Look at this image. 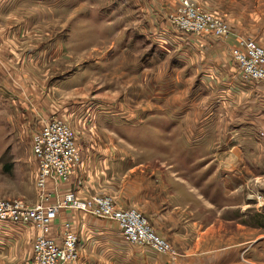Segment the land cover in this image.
I'll return each instance as SVG.
<instances>
[{"label":"rangeland","instance_id":"374dc122","mask_svg":"<svg viewBox=\"0 0 264 264\" xmlns=\"http://www.w3.org/2000/svg\"><path fill=\"white\" fill-rule=\"evenodd\" d=\"M2 1L0 20L5 22V31L0 34V42L5 43L3 52L7 56L4 59L3 54L0 55V68L10 87L25 92L24 100L29 108L21 107L23 102H14L15 98L2 97L0 101V199L22 200L27 205L36 203L39 194L35 185L37 162L31 138L39 123L56 117L71 126L75 139L80 131H75L73 125L80 121L85 124L86 134H95L91 137L126 138L133 144L140 159L146 161L144 172L156 180V192L160 197L172 192L169 203L178 206L174 214L187 215L182 221L183 225L185 222L193 226L190 240L195 241L201 230L214 224H222L225 231L219 246L243 238V235L230 236L234 230L230 225L244 220V209L236 214L235 221H229V217L234 216L233 211L226 209L218 213L205 205L203 208L193 204L204 200L221 205L238 202L243 205L246 195H227L228 182L224 180L225 189L217 173L213 174L215 162L209 163L207 158L200 160L204 150L200 138L194 133L187 135L188 117L175 110L170 113V108L180 106V100L176 103L164 98L165 79L173 83L172 74H166L167 69L175 65L165 56L166 50L161 44L166 46L169 42L166 32L175 30L165 16L175 8L176 0ZM155 1L163 2V11L154 16ZM203 1L204 5L194 0L203 10L227 24V36L233 33L236 41L252 39L264 46V0ZM12 14H21L23 19L17 21ZM150 76L157 77L156 83L150 82ZM241 78L254 84L253 92H260L261 88L255 86L262 82L247 80L242 75ZM174 83L176 90L172 94L180 98L185 94L182 84ZM261 103L255 100L257 111L238 116L230 123L235 130L229 132L245 150L246 169L254 173H264ZM214 122L223 124V116H215ZM254 184L252 200L247 202L252 209V227H262L253 234L254 240L250 243L257 256L262 255L260 252L264 249V235L261 234L264 226L260 224L264 220V182L261 186L260 181ZM49 185L52 189L53 184ZM67 190L75 192L65 189L57 194L61 196ZM55 197L52 196V201ZM68 209L70 214L59 226L54 221L58 213L53 218L54 234L67 220L74 230L71 218L75 210ZM148 222L151 225L149 219ZM22 230L23 240L13 238L1 245L0 264H34L32 246L36 230L31 226ZM213 240L212 235H205V240L199 243L200 249L213 248ZM78 251L77 244L76 259L62 264L77 261ZM242 253H238V259L244 264L249 254ZM259 261L254 262L260 264Z\"/></svg>","mask_w":264,"mask_h":264},{"label":"crops","instance_id":"0c3cea01","mask_svg":"<svg viewBox=\"0 0 264 264\" xmlns=\"http://www.w3.org/2000/svg\"><path fill=\"white\" fill-rule=\"evenodd\" d=\"M1 1L0 8L4 4V1ZM201 1L204 2L198 0L203 4ZM162 5L163 2L155 1V10H152L154 16L159 13L158 11H163ZM0 16L2 17L1 11ZM15 18H18L17 21L23 19L21 14H16ZM2 23L0 22V34H4L5 31V22ZM166 34L169 36L167 38L169 42L166 46L164 44L161 46L166 50L165 56L172 59L175 66L167 69L166 74H172L173 83L165 79L164 98L176 103L180 100V106H176L175 109L170 108V113L175 110L177 114L188 117V124L185 127L187 135L194 133L200 138V143L204 146L200 160L207 158V162H215L216 168L213 174L217 173L218 180L224 188V178L230 177L227 195L230 197L235 194L246 195L243 205L240 202L221 205L204 200H197L198 202L193 204L203 208L205 205L218 213L227 211L226 209L229 212L233 211L234 216L229 217V221H235L236 214H241L240 211L244 209V220L241 223L235 221L230 225L234 226L232 234L229 229L230 236L243 235V238L219 246L221 235L225 234V231L222 224H214L201 230L195 241L192 238L190 240L189 235L194 232L193 226L190 227L185 222L183 225L182 221L187 215L174 214L178 206L169 203L172 192L162 197L156 192V180L152 175L144 172L146 161L140 159L133 144L126 138L118 140L107 136L91 137L92 134L85 132L84 122L79 121L72 125L75 131H80L77 140L75 139L80 151V163L67 184L61 182L58 184V192L73 189L81 198L91 194L109 195L116 205L141 211L150 220L155 232L170 243L176 256L172 258L159 254L147 245L131 244L124 239L115 221L75 210L71 211L73 214L71 219L73 228L78 234L79 251L78 259L73 264H242L238 259V253L241 251L242 254H249L244 264H257L255 262L264 258V249L260 252L262 255L253 254V246L250 243H253V234L261 231L262 227H252L253 214L247 202L252 200V188L256 186L254 181H260L261 186L264 182L262 180L264 173H254L246 169L245 150L242 145L240 146V142L236 143L233 134L229 133L235 130L230 123L238 116H246L253 110L257 111L254 106L255 100L259 99L262 102V108L259 110L264 111V83L255 86L261 88L260 92H253L254 84L241 78L240 70L231 56V49L238 41L233 33L219 40L179 32L176 29ZM7 48L10 49V46ZM5 49V43L0 42V55L3 54L4 59L7 56V53L3 52ZM4 74V70L0 68V101L2 97L10 100L15 98L14 102L22 101L21 107L29 108L24 100L25 92L10 87ZM156 80L157 77L150 76V82L156 83ZM176 81L182 84L185 93L181 94L180 98L172 94V91L176 90L175 85L173 86ZM215 116L219 118L223 116V124L214 122ZM106 129L110 130L108 127ZM221 131L227 133L226 136L221 134ZM94 135L93 133L92 136ZM161 189L165 188L161 187ZM248 195L250 198L247 197ZM68 214H70L68 208L60 209L54 220L56 226H59ZM260 224L264 226V220ZM174 231L180 234H175ZM23 232L19 226L9 228L0 223V247L4 243L8 244L13 238L23 240L25 237ZM261 234L264 235V231ZM205 235H212L213 248L200 249L199 243L202 239L205 240ZM258 263L264 264V259Z\"/></svg>","mask_w":264,"mask_h":264},{"label":"built area","instance_id":"2783aa9c","mask_svg":"<svg viewBox=\"0 0 264 264\" xmlns=\"http://www.w3.org/2000/svg\"><path fill=\"white\" fill-rule=\"evenodd\" d=\"M176 2L175 8L165 16L176 30L216 40L227 37V24L194 0ZM231 56L243 78L264 83V46L252 39H240L232 47ZM31 149L37 162L38 199L33 205L22 200L0 199V223L9 228L19 226L22 230L31 226L36 230L32 246L34 264H62L76 259L78 238L71 222L64 221L57 234L51 229L53 218L62 208L113 220L127 242L147 245L172 258L176 256L170 243L154 232L147 217L137 209L120 207L109 195L91 194L81 198L72 190L61 196L57 194L58 184L69 182L80 163V151L68 123L56 117L39 123L33 131ZM49 183L53 184L52 189Z\"/></svg>","mask_w":264,"mask_h":264},{"label":"bare ground","instance_id":"6f19581e","mask_svg":"<svg viewBox=\"0 0 264 264\" xmlns=\"http://www.w3.org/2000/svg\"><path fill=\"white\" fill-rule=\"evenodd\" d=\"M230 163V162H229ZM232 174V173H231ZM225 175V174H224ZM233 175V174H232ZM224 180L226 181V182H228V184H230V181H231V179H230V177H228V176H226L225 178H224ZM233 185V184H232ZM131 244H135V243H131ZM138 245H141V244H138Z\"/></svg>","mask_w":264,"mask_h":264},{"label":"trees","instance_id":"16d2710c","mask_svg":"<svg viewBox=\"0 0 264 264\" xmlns=\"http://www.w3.org/2000/svg\"><path fill=\"white\" fill-rule=\"evenodd\" d=\"M4 169L6 170V171H8L9 169L7 168V166L6 165H4Z\"/></svg>","mask_w":264,"mask_h":264}]
</instances>
